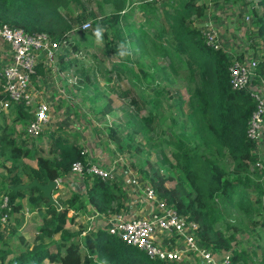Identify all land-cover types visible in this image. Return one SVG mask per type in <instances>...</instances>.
<instances>
[{"label": "trees", "instance_id": "16d2710c", "mask_svg": "<svg viewBox=\"0 0 264 264\" xmlns=\"http://www.w3.org/2000/svg\"><path fill=\"white\" fill-rule=\"evenodd\" d=\"M155 2L0 0V24L21 28L28 34H46L58 43V57L70 49L85 51L86 46L98 47L96 41L101 42L100 50L108 64L100 62L103 72L108 68L116 80L125 78L133 91L124 95L130 93L129 103L136 113L126 114L124 110L115 126L136 118L137 126L127 132L130 136L138 132L148 135L159 127L160 112L157 113L155 99L165 95L172 102L167 112L176 121V135L158 142L157 158L161 163L154 161L148 172H143L144 178L186 223H195L193 234L201 246L216 254L227 252L229 264H264L263 247L255 245L250 251L234 248L239 223L248 228L264 217V155L257 156L256 142L246 135V122L255 109V101L248 88L231 89L227 71L231 55L222 46L214 48L199 26L207 8L205 1ZM258 5L260 13L258 6H251L248 12L253 18L251 22L258 25V39L264 45V0H259ZM85 21L89 28L81 30ZM250 46L255 48L256 44ZM261 54L250 80L257 86L264 84V49ZM241 57L242 54L235 55L238 60ZM157 58L165 62L158 63ZM38 69L40 65L36 73L41 74L42 69ZM96 69L93 66V75ZM82 75L84 79L85 73ZM155 80L162 84L153 87ZM177 80L181 81L186 98L180 94V88H174ZM4 100L6 93L0 86V103ZM141 108L144 112L139 114ZM8 117L9 126L5 124ZM32 118L33 111L22 103H10L6 110L0 109V158L9 161L8 167L2 166L6 175L5 184H0V203L5 198L6 205L0 209V217L3 213L6 220L11 217L18 225L24 204L27 210L40 212L30 248L19 250L8 259L6 252L0 250V264H188L187 257L177 261L149 259L107 230L89 229L75 221L74 215H68L69 210L78 212L86 205L105 216L124 210V195L116 179L83 173V201L76 192L64 200L56 197L53 203H47L36 187L14 192L11 187L24 184L23 179L26 183L36 180L46 184L66 176L74 162L86 165L80 145L49 131V155H34L32 141H39L44 134L39 133L28 142L26 136L20 134V138L14 130V124L25 125ZM187 133L188 138L182 139ZM111 137L120 149V141ZM165 146H170L169 156L165 155ZM33 155L34 166L21 162V158ZM171 168L173 172L180 171L188 186L178 178L172 187L164 185L168 180L166 172ZM57 190L54 188L51 194ZM219 204L224 207L221 209ZM233 207L239 217L228 224L223 213L231 217L229 209ZM66 223L75 230L69 232Z\"/></svg>", "mask_w": 264, "mask_h": 264}, {"label": "rangeland", "instance_id": "374dc122", "mask_svg": "<svg viewBox=\"0 0 264 264\" xmlns=\"http://www.w3.org/2000/svg\"><path fill=\"white\" fill-rule=\"evenodd\" d=\"M143 1H156L155 4L166 2V0ZM203 1H205V4L207 3L204 17L201 19L199 25L202 27L203 31L206 32V30L209 29L210 32H213L218 38L220 46L226 50L227 54L231 56L242 54L241 60H246L247 62L258 60V58L262 56L261 52L264 49V45L263 42L259 40L258 25L251 22L253 18L248 11L251 6H258V12L260 13L258 5L259 0ZM262 24H264V21ZM148 29V31H152V28ZM254 43L256 44L255 48L250 46ZM96 44L98 47L86 46L85 51H73L70 49V51L63 56V60H61L63 64L59 57L58 59L55 58L57 51L54 53L53 63L51 62L52 65L49 66L44 78L41 79L46 89L45 96L47 100H49L48 97H51L53 94L56 97L58 95L56 93H50V90L56 92L57 88L59 91L64 92L65 96L58 97L60 98L59 108L65 121L63 118H57L53 123H51L52 121L47 123L40 131L45 137L39 141L36 138V140L32 141V152L34 155L36 152L49 155L47 151L48 148L50 149V145L48 138H46L48 131L63 139L66 138L74 144H81L82 148H92L93 144V150L98 149L100 152H104L105 156H109L110 158L113 156V152H116L120 160H113L110 163L121 177V184L119 185L121 190L125 192L132 190L140 193L145 186L151 187L144 178L143 172H148L149 167L154 164V161L158 160L159 164L161 163V160L157 158L158 142L168 138L169 135H176V121L169 118L167 112L168 108L172 106V102L169 101L165 95H159L158 98L155 99L157 113L160 112L158 116L159 127H155L153 132L148 135H142L141 132H138L135 136H130L129 133H127L137 126L138 120L136 118H130V122L120 124L119 127L115 128L121 121L124 110H126V114H131L130 112L136 113L135 108L129 103L130 93L124 95L129 91H133L130 89L128 81L125 78L116 80L113 73L108 68L106 73L103 72L100 62L107 64V59L100 50L102 46L101 42L96 41ZM157 62L162 64L165 60L157 58ZM59 63L61 65H59ZM66 63H68V66ZM248 65H251V63ZM93 66L97 68L94 75ZM62 67L66 68L62 69ZM76 69L81 70V73L75 72ZM82 73H85L87 80H85V75L83 79ZM161 84L162 82H157V80L152 83L153 87L160 86ZM31 85L36 88V80H32ZM253 85V83H249L250 87H254ZM262 85H260V87L263 90L260 89V92L264 95V84ZM83 87L85 89H83ZM174 88H180V94L183 98H186V94L181 88V81L177 80ZM171 90V92H173V89ZM50 100L52 101V99ZM70 103H74L75 106L71 108ZM56 107L58 106L53 105L51 111L53 109L54 113H57L59 109ZM143 112V108L138 110L139 114ZM68 115L74 116L75 120H70ZM10 122L11 119L8 117V121L5 124L9 126L11 124ZM17 125L18 126L14 127V130L18 137L21 138V136H25L23 132L25 125L20 124V122H18ZM111 135L116 141H120V149H118L112 141ZM188 136L189 134L187 133L181 138L186 139ZM31 138L33 137H27V141L29 142ZM256 144L257 148L256 150L254 149L255 153L257 156L261 157L264 155V124ZM106 147H108L107 149L109 151ZM169 148L170 146L164 147L165 155L167 156H169L170 153L168 151ZM110 151H113L111 153L112 156H110ZM34 155L28 158H21V162L34 166ZM8 164L9 161H3V159L0 158V184L1 182L5 184L4 176L6 175V170L2 166L8 167ZM257 167L260 168L259 166ZM86 175L89 176L88 174ZM166 176L168 180L164 182V185L168 188L172 187L178 179L183 182L184 185L188 186L180 171L173 172V168H171L166 172ZM249 177L251 178V175H249ZM23 182L26 184L24 179ZM58 187H60V189ZM73 187L74 190H79L78 192H80V183L75 184ZM131 187H134V189H131ZM57 189L58 194H51L54 200L56 197L61 199V196L65 197L71 193V191L68 190L66 194H64L65 189L61 187V184L57 186ZM132 191L127 192L128 200L130 198L129 196L133 193ZM0 192H2L1 189ZM124 193L123 195L125 196ZM20 202L24 204V200H20ZM5 205L6 201L3 199L0 203V209ZM219 206L221 209L224 207L220 204ZM229 211L231 212V217H228L227 212H224L223 220L228 224H233L232 222L237 220L239 214L234 207L230 208ZM1 212L2 210H0V213ZM38 213L40 214V212L35 209L27 210L24 204L22 217H19L18 225L14 224L11 217L9 220H4L5 214L2 213L0 217V250L6 252L5 259L10 258L19 250L22 251L26 248H30L36 229L35 223L40 219ZM69 213L70 212H68V214ZM256 222V224L250 225L248 228H243L242 223H239L238 230L234 233V238L238 242L234 248L244 249L245 251H250L255 245L264 248V217L261 222L260 220ZM65 227L69 232L75 230V227L68 223H66ZM220 229L223 230V227H220ZM53 238L56 240L58 237L55 235ZM176 244H179V242ZM212 254L216 264H223L222 260L227 256V252H221L220 254L214 252ZM186 261L188 264H200L199 258L193 254L189 255V253L188 260Z\"/></svg>", "mask_w": 264, "mask_h": 264}, {"label": "built area", "instance_id": "2783aa9c", "mask_svg": "<svg viewBox=\"0 0 264 264\" xmlns=\"http://www.w3.org/2000/svg\"><path fill=\"white\" fill-rule=\"evenodd\" d=\"M88 26L89 22L85 21L81 23L80 29H87ZM205 33L214 48L220 46L213 32L207 29ZM0 41L9 48V59L0 69V86L6 93V100L0 103V109H6L10 103H22L29 106L33 111V118L25 124L23 132L27 137H35L49 123L51 102L42 98L34 99L32 77L36 71L35 66L41 58L46 64L53 61L58 43L44 33L28 34L21 28L5 24H0ZM256 62L257 60L248 62L238 60L234 55L231 56L227 68L231 89L248 88L249 95L255 101V109L246 122V133L252 140L259 139L264 124V95L260 92V89H263L257 85L249 86ZM249 63L251 65H248ZM257 140L254 141L257 142ZM82 153L89 156L91 151L88 148H82ZM83 173L100 179H115L114 172L95 162H86V165L74 162L68 171L71 175L81 176ZM141 193L145 202L154 204V210L146 217H134L128 220L122 219L118 214L112 215V223L107 228L109 234L117 236L126 245L136 248L152 260L177 261L190 253L198 257L201 264H216L209 248L201 246L195 238L193 234L196 228L195 223H186L173 208L155 194L152 187L145 186ZM161 236L175 238L179 244L172 243L168 247L158 241L157 238ZM222 263L229 264L227 256L223 258Z\"/></svg>", "mask_w": 264, "mask_h": 264}, {"label": "crops", "instance_id": "0c3cea01", "mask_svg": "<svg viewBox=\"0 0 264 264\" xmlns=\"http://www.w3.org/2000/svg\"><path fill=\"white\" fill-rule=\"evenodd\" d=\"M57 54H58V52L56 53V56L54 55L56 59H58ZM8 59H9V48L3 42L0 41V69L3 67L4 64H6ZM59 59L63 60V56L59 57ZM37 65L41 66L42 72L40 74L38 72L36 73V71H35V74L32 77V80H36V83H37L36 88L32 87L33 97L35 100H39L41 98L47 99L45 96V90L46 89H45L44 85L42 84L43 80L41 78H44V76L46 74V70L52 64L51 63L46 64L45 61L43 60V58H41L40 61L37 62L35 68L37 67ZM59 65H61V64L59 63ZM41 69H38V70L41 71ZM62 69H65V68H62ZM76 70H75V72H77ZM79 73H81V70ZM83 89H85V88L83 87ZM50 93L58 94L57 97L54 94L51 97H48V96L47 97L49 98V102H51L50 107L52 108L53 105H55V106H58L56 108L59 110L57 113H54V110L52 109V111L50 112V115H49V122L52 121L51 123H53L55 120H57V118H59V119L63 118V120L65 121V118L61 114V111L59 108L60 107L59 106V102H60L59 97L65 96L64 92L59 91L56 88V92H53L50 90ZM50 99H52V101ZM72 106H75L74 103H70L71 108H73ZM69 117H70L69 118L70 120H72V121L75 120L74 116L70 115ZM14 126H18V125L14 124ZM80 146H81V144H80ZM107 148L108 147H106V149ZM88 149L91 151V153L89 154V156L86 155L85 162L100 163L107 170L114 172V178L116 180H118L121 184V177L117 174V170L114 169V167L110 163L111 161L118 158V155H117L118 153L112 151L113 152V156H112L111 155L112 152L110 151V156H112L111 158H113V159H111L109 156L108 157L105 156L104 152H100L98 149L93 150V144H92V148H88ZM77 183H80V188H81L80 192H78L79 190L77 191V190L73 189L74 188L73 186H75V184H77ZM87 183H88V181H87ZM60 184H61V187H64V189H65L64 194H66V191H68V190L71 191L72 193L76 192V193L80 194L81 200L82 201L84 200V189L86 187V184L84 183L82 176L74 175V174L73 175L67 174L66 176L61 178ZM58 188L60 189V187H58ZM131 189H134V187H131ZM129 191H132V190H128L126 192L122 191V193L125 192L124 193L125 196L123 197V204L125 205V208H124V210L119 211L120 213H118V215L124 220H128V219H131L134 217H146V216H148L154 210V207H153L154 204L145 202V200L142 198L141 192L137 193L135 191H132L133 193L129 196L130 198L128 200L127 199V192H129ZM55 194H58V193L56 192ZM61 197H62L61 199L64 200L65 198L68 197V195H66L65 197L64 196H61ZM68 212H70L68 215H74L75 216V221L81 223V225H83V226H84V224L88 225L89 229H92L93 227H95L97 229L101 228V229L107 230L108 226L112 223V219H113L112 215H106L105 216V215H100V214L96 213L95 211H93V209L89 205H86L85 209L79 210L78 212H72L71 210H69ZM157 239L160 243H163V244L167 245L168 247L172 243L177 242L175 240V238H172V237L164 238L161 236V237H158ZM187 258H188V256H187Z\"/></svg>", "mask_w": 264, "mask_h": 264}, {"label": "water", "instance_id": "95a60500", "mask_svg": "<svg viewBox=\"0 0 264 264\" xmlns=\"http://www.w3.org/2000/svg\"><path fill=\"white\" fill-rule=\"evenodd\" d=\"M36 187L40 192L41 196L47 200V203H53L55 200L51 196V192L54 188H56L55 180L49 181L46 184H39L36 180H32L28 183L19 184L15 187H11L12 190L15 192L17 190Z\"/></svg>", "mask_w": 264, "mask_h": 264}, {"label": "clouds", "instance_id": "9594fccd", "mask_svg": "<svg viewBox=\"0 0 264 264\" xmlns=\"http://www.w3.org/2000/svg\"><path fill=\"white\" fill-rule=\"evenodd\" d=\"M96 36H97V38L99 37V35H100V33H99V30L97 29V31H96ZM118 155V154H117ZM86 157V156H85ZM118 158H120L119 156H118ZM116 161H118L117 160V158L115 159ZM86 174V173H85ZM82 176V175H81ZM93 176V175H92ZM61 180V179H60ZM60 180H55V182L57 181V183H56V188H57V186H59V184H60Z\"/></svg>", "mask_w": 264, "mask_h": 264}]
</instances>
